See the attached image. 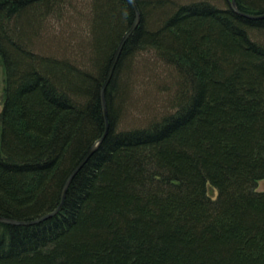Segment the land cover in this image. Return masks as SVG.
Returning <instances> with one entry per match:
<instances>
[{
  "label": "trees",
  "instance_id": "obj_1",
  "mask_svg": "<svg viewBox=\"0 0 264 264\" xmlns=\"http://www.w3.org/2000/svg\"><path fill=\"white\" fill-rule=\"evenodd\" d=\"M72 1L0 0L4 218L53 212L105 131L101 92L135 12L128 0H92L82 61L36 50ZM135 1L141 23L106 89L107 137L58 215L0 223V264H264V19L228 0ZM236 1L264 14V0ZM143 52L166 67L169 112L127 127V73Z\"/></svg>",
  "mask_w": 264,
  "mask_h": 264
},
{
  "label": "rangeland",
  "instance_id": "obj_2",
  "mask_svg": "<svg viewBox=\"0 0 264 264\" xmlns=\"http://www.w3.org/2000/svg\"><path fill=\"white\" fill-rule=\"evenodd\" d=\"M182 1L186 3L198 0ZM209 1L222 6L220 0ZM91 4L92 0H73V8L68 7L63 21L49 19L37 39L36 50L76 61L89 57L92 40L89 32L93 13ZM163 69L166 70V67L151 52H143L133 59L131 71L127 73L131 93L123 115L125 126L142 127L169 112L168 102L171 99L160 92L161 88L158 89L161 82L171 83ZM2 86L3 71L0 67V88ZM257 191L264 192V180L259 183Z\"/></svg>",
  "mask_w": 264,
  "mask_h": 264
},
{
  "label": "water",
  "instance_id": "obj_3",
  "mask_svg": "<svg viewBox=\"0 0 264 264\" xmlns=\"http://www.w3.org/2000/svg\"><path fill=\"white\" fill-rule=\"evenodd\" d=\"M128 1L134 9L135 19H134L132 26L125 33V35L123 36V38L120 42V45H119V47L115 53L114 59H113L112 64L110 66L108 76L106 78V82H105L103 89H102V92H101L102 112H103V118L105 121V131H104L103 136L88 151L85 158L77 166V168L73 171V173L70 175V177L66 181L64 188H63V191H62L60 204L53 212H50V213H48V214H46L40 218H37L35 220H31V221H17V220H12V219H8V218H4V217L0 216V223L5 224V225H10V226H35V225L41 224V223L49 220L50 218H53L56 215H58L64 206L65 199L67 196V192H68L69 187L72 183V180L79 173V171L85 166V164L88 162V160L98 150V148L100 147L102 142L107 137L108 132H109V128H110V124H109L108 106H107V102H106V89H107L109 83L111 82V80L113 78L115 69L117 67V64L119 62L121 53L123 51V48H124L126 42L136 32V30L138 29V27L141 23V13L139 11V8L137 6L136 1L135 0H128ZM228 4H229L230 8L232 9V11L234 13H236L237 15H239L240 17H243V18H246L249 20H263L264 19V14H262V15H251V14H247V13L240 11L236 0H228Z\"/></svg>",
  "mask_w": 264,
  "mask_h": 264
}]
</instances>
